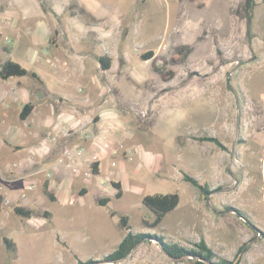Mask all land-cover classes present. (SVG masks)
Segmentation results:
<instances>
[{
  "label": "rangeland",
  "instance_id": "374dc122",
  "mask_svg": "<svg viewBox=\"0 0 264 264\" xmlns=\"http://www.w3.org/2000/svg\"><path fill=\"white\" fill-rule=\"evenodd\" d=\"M47 1L55 9L65 7L71 28L74 26L78 33L84 29L94 34L92 30L98 33L99 27H104L101 19H92L90 28L89 20L83 21L84 7L104 14L106 26L109 21L112 25L123 20L112 42L115 44L120 36L121 46L129 43L132 48L122 52L125 56L128 53L130 60L117 71L113 58L108 80L114 83L128 78L131 84L129 75L141 77L139 87L127 85V95L135 91L137 103L120 98L128 107L123 125L134 136L127 140V149L121 150V159L139 171L124 173L125 193L120 199L115 194L109 196L105 207L98 206L97 201L106 198L102 196L106 193L90 188L87 194L79 195V187L71 193L73 203L63 205L43 194V179L39 177L44 173L30 174L23 162L18 168L3 169L7 164H17L27 151L26 146L11 150L3 145L0 157L6 159L0 163V191L4 196L0 264H190L188 259L168 258L153 238L126 259L106 263L104 257L127 233L117 226L121 216L128 217L131 232L160 236L185 249L204 240L216 255L213 262L226 259L234 264H264V0H254L249 21L245 0ZM86 42L87 49L94 53L100 50V44ZM181 47H185L183 60L174 62L172 58ZM156 50L149 63L140 58ZM152 64L174 71L175 77L163 82ZM116 73L119 77L114 79ZM184 87L207 90V103L194 107L192 101L184 104L169 92ZM191 114L196 124L187 122ZM175 121L183 136L177 141L183 147L184 142L190 144L182 160L177 155L172 158L167 142L155 133H173ZM206 136L217 138L226 150L197 140ZM137 144L144 155L134 151ZM207 163L215 170L206 173L202 166ZM184 175L206 185L209 193L205 195L186 183ZM30 184L33 189L26 191ZM23 193L25 198L21 199ZM168 193L179 195L178 206L158 227H144L142 221L150 224L154 216L143 206L142 197ZM15 206L39 215L20 217L13 212ZM44 211L49 217L41 215ZM111 212L116 216L110 217ZM5 239L11 241V251Z\"/></svg>",
  "mask_w": 264,
  "mask_h": 264
},
{
  "label": "crops",
  "instance_id": "0c3cea01",
  "mask_svg": "<svg viewBox=\"0 0 264 264\" xmlns=\"http://www.w3.org/2000/svg\"><path fill=\"white\" fill-rule=\"evenodd\" d=\"M54 9L47 0H0V65L11 60L38 77L0 79V149L3 145L11 150H20L24 146L27 148L26 153L18 158L17 164H7L3 169L12 166L18 168L23 162L30 169V174L44 173L45 176L42 174L39 178L43 179V184H48V190L63 205H70L71 193H75L76 187H79V195L81 192L87 194L91 188L98 193H106L103 197L114 196L112 184L105 183L110 173H113L112 182H119L125 193L124 173L131 170L132 174H137L139 168L121 159L124 155L121 150L127 149V140L134 136L123 125L122 119L128 107L120 102V98L123 97L129 104H136V92L127 95V85L139 87L138 78L141 77L129 75L134 84H128V78L113 80L114 83L108 80L113 58L116 59L117 71L130 60L128 53L127 56L123 53L132 48L129 43L123 42L121 46L118 42L120 36L115 44L112 42L114 32L120 30L123 20L114 21L112 25L109 21L106 26L107 19L102 18L104 14H96L91 6L84 7L81 9L85 18L83 21L89 20V27L93 28L92 19L95 22L101 19L104 27H99L101 31L98 33L92 30L95 35L84 29L78 33L74 26L71 28V17L64 10L65 7H57L56 11ZM87 40L94 45L100 44V50L94 53L92 48L87 49ZM122 49L125 51L122 52ZM100 58L111 60L108 70L102 69ZM145 62L149 63V60ZM117 73L113 74L114 79L119 77ZM169 92H173L184 104L188 100L192 101L194 107L207 103V90L203 88L184 87ZM27 105H31V111L25 119H20ZM189 107L183 109L189 113ZM191 116L187 122L196 124L193 114ZM177 124L175 121L173 133H155L161 141L167 142L172 158L177 155L178 160H182L181 156L187 152L190 144L184 142L183 147L177 141L178 137H183L182 129L177 128ZM64 130H69L70 134L65 135ZM51 137L57 140L50 142L48 139ZM98 139L101 142L96 143ZM42 143L47 145V149L46 153L40 154L38 148ZM74 145L85 150L83 169L87 168L91 156L99 154V161L92 165L97 173L89 180L73 176L68 169L55 165V157L61 148ZM133 149L140 156L145 154L138 144ZM114 151L117 152L115 156ZM5 159L6 156L0 157V163ZM183 159H187L186 156ZM112 162L115 168H111ZM202 168L207 173L216 167L207 163Z\"/></svg>",
  "mask_w": 264,
  "mask_h": 264
},
{
  "label": "trees",
  "instance_id": "16d2710c",
  "mask_svg": "<svg viewBox=\"0 0 264 264\" xmlns=\"http://www.w3.org/2000/svg\"><path fill=\"white\" fill-rule=\"evenodd\" d=\"M255 6L254 0H245V11L248 16V21L251 17V11L253 10V7ZM178 54L172 58L174 62H179L183 60V55L185 53V47L179 48ZM154 52L149 51L145 54H142L140 58L144 61L149 60L153 57ZM102 69L108 70L110 67V59L107 58H100L99 59ZM153 70L160 76L161 80L163 82H168L172 80L175 77V72L172 70L165 71L163 68H158L154 64H152ZM30 76L34 79H38L37 75L34 72H30L26 70L24 67H22L19 63L8 60L0 65V79L1 80H7L11 77H26ZM25 112L20 114V119H25L27 116V113L31 111V105L25 106ZM199 142H208L212 143L215 146H217L219 149L225 151L226 148L220 143V141L215 137H199L197 138ZM92 173L95 175L97 173L96 168L92 169ZM183 180L192 185L193 187L200 190L203 194H208L209 191L207 189V186H202L196 181L195 179L184 175ZM112 186L116 190L115 198L120 199L123 196V190L122 186L119 182L113 183ZM43 194L47 196L50 201H55L56 198L48 190V184L45 183L43 185ZM85 192H81V195H84ZM180 197L177 193H168V194H153V195H145L142 197L141 202L143 206L148 209L154 216L153 222L148 224L146 220L142 221V224L144 227H148L149 229H153L158 227L162 221L163 218L171 213L179 204ZM3 202H4V196L0 191V213L3 210ZM109 202L108 198H100L97 201L98 206L105 207ZM13 212L23 218L30 219L31 217L35 215H39L35 210L27 209L20 206H15L13 208ZM41 215L45 218L49 217V213L44 211L41 213ZM116 214L114 212L110 213V217H114ZM117 226L120 230L127 231V233L124 235L122 240L119 242L117 247L113 250L112 253L108 254L104 257V261L106 263H117L124 259H126L130 253L136 249L140 244H143L145 242H148L151 238L155 239L160 249L163 251L165 255H168L172 260L178 261L179 258L189 256L192 259H188L190 261V264H208V263H215V264H234L233 261H229L226 259H218L217 262H213V260L216 258V255L212 251L211 248L207 246L204 240H200L198 243L194 245V248L192 249H185L183 247H180L176 244H172L169 242H166L163 237L151 235L148 233H134L130 231V228L128 227V217L127 216H121L118 220ZM7 248L11 251L12 243L10 240L5 239L4 240ZM244 247H241L240 250H243ZM200 258L201 260H199ZM91 263V261L87 262ZM81 264V263H79ZM236 264H239L237 262Z\"/></svg>",
  "mask_w": 264,
  "mask_h": 264
},
{
  "label": "built area",
  "instance_id": "2783aa9c",
  "mask_svg": "<svg viewBox=\"0 0 264 264\" xmlns=\"http://www.w3.org/2000/svg\"><path fill=\"white\" fill-rule=\"evenodd\" d=\"M65 135H69L70 131L69 130H64L63 131ZM50 142H55L57 140L56 137H51L48 139ZM101 142L100 139L95 140L96 143ZM103 143V142H102ZM47 145L45 143H42L41 146L38 148V151L40 154L46 153ZM117 154L116 151L113 152V155L115 156ZM128 154H131L130 151H128ZM85 150L83 147L79 145H74L72 147H63L61 150L58 152V154L55 157V165L57 167L65 168L68 169L73 176H82L84 179H91L93 177L92 173V165L97 163L99 161V154H94L93 156L90 157V160L88 161V165L86 169H83L84 162H85ZM115 163H111V168H115ZM112 174L105 179L106 184H112ZM26 191H30L33 189V185H27ZM21 199L25 198V193H23L20 197ZM70 203H73V200H70Z\"/></svg>",
  "mask_w": 264,
  "mask_h": 264
},
{
  "label": "water",
  "instance_id": "95a60500",
  "mask_svg": "<svg viewBox=\"0 0 264 264\" xmlns=\"http://www.w3.org/2000/svg\"><path fill=\"white\" fill-rule=\"evenodd\" d=\"M166 256L168 257V255H166ZM168 258H170V257H168ZM182 259H192V258L189 256H186V257L179 258L178 260H182ZM198 259L201 260L200 258H198ZM208 264H215V263H208Z\"/></svg>",
  "mask_w": 264,
  "mask_h": 264
}]
</instances>
